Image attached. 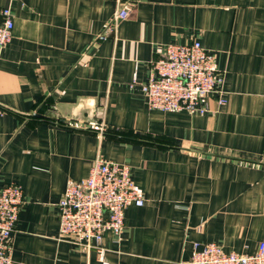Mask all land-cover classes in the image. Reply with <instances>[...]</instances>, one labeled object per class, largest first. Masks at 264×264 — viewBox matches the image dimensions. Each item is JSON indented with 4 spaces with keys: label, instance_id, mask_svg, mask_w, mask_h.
Wrapping results in <instances>:
<instances>
[{
    "label": "crops",
    "instance_id": "obj_1",
    "mask_svg": "<svg viewBox=\"0 0 264 264\" xmlns=\"http://www.w3.org/2000/svg\"><path fill=\"white\" fill-rule=\"evenodd\" d=\"M129 16L101 37L119 6ZM0 186H21L11 264H180L194 243L264 242V0H0ZM224 73L204 113L160 111L140 84L171 43ZM98 126V128H96ZM127 163L142 206L104 259L59 237L57 203L97 157Z\"/></svg>",
    "mask_w": 264,
    "mask_h": 264
},
{
    "label": "built area",
    "instance_id": "obj_2",
    "mask_svg": "<svg viewBox=\"0 0 264 264\" xmlns=\"http://www.w3.org/2000/svg\"><path fill=\"white\" fill-rule=\"evenodd\" d=\"M129 13L128 5L119 6L101 37L114 33L117 22L127 18ZM12 30L11 9L2 7L0 48L11 41ZM223 81L224 73L215 67L212 53L199 40H193L167 44L163 54L150 63L148 79L140 84V89L151 109L204 113L207 108L203 101L210 94H218V102H223ZM3 112L0 107V114ZM22 202L20 185L0 186V264H11L12 233ZM143 204L130 166L99 156L85 178L68 181L57 203L59 237L85 249H95L99 259L103 260L105 232H111L118 240L124 229L125 209ZM180 264H264V242H260L251 254L227 252L216 242L201 246L196 242L189 259Z\"/></svg>",
    "mask_w": 264,
    "mask_h": 264
}]
</instances>
